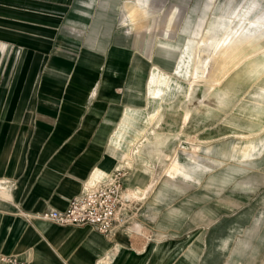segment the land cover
I'll use <instances>...</instances> for the list:
<instances>
[{
  "label": "rangeland",
  "instance_id": "1",
  "mask_svg": "<svg viewBox=\"0 0 264 264\" xmlns=\"http://www.w3.org/2000/svg\"><path fill=\"white\" fill-rule=\"evenodd\" d=\"M114 6L118 23L122 24L116 34L125 36L126 47L131 45L124 52L126 56L132 55V62L113 57L104 61L96 53L105 31L95 27L111 19L105 10ZM97 7L105 10L96 13ZM227 25L245 27L243 34L254 30L263 34L264 0H0V138H6L0 161L2 165L5 162L6 175L15 174L26 155L29 159H35L39 151L47 155L64 138H71L75 147L74 138L110 140L123 109L132 106L125 101V85L137 71L144 78L149 74L148 91L153 74L160 80L159 89L163 82H174L175 89L160 111L175 112L190 84L199 42L209 46ZM158 44L170 45L165 51L169 57L156 54ZM124 70L129 72L125 81L115 77L114 73L122 74ZM245 81L242 86H250ZM122 83L125 89L113 90V86ZM196 89L194 112L188 122L182 121V109L166 120L176 122V126L163 128L178 138L163 148L165 161L161 164L154 160L145 169L136 154L122 159L104 155L102 164L107 162L111 166L115 162L111 172L119 171V212L124 218V223L106 237L128 227L144 236L138 224L141 202L146 197L143 194L156 182L184 183L182 179L171 182L167 176L174 155L177 153L178 160L185 161L189 150L195 152L193 168L197 182L189 183L188 190L169 192L180 211L192 210L183 203L188 198L190 205L194 204L195 214H241L244 230L259 211L264 215V129L255 137L245 138L253 122L236 115L243 104L251 105L252 99L264 96V77L235 97L217 99L215 93L208 96L205 104L223 110L216 112L214 118L205 104L196 103L203 100V84ZM122 91L126 106L120 110L116 103ZM235 123L243 127H236ZM11 138L16 139L4 158ZM239 150L253 157L242 159ZM252 150L255 152L251 153ZM42 161H36L35 168ZM54 163L51 159L46 170ZM145 172L146 179L142 175ZM137 175L138 181L147 182V187L140 192L128 190L124 182L133 181ZM149 193L152 190L146 192ZM15 214L28 215L18 210Z\"/></svg>",
  "mask_w": 264,
  "mask_h": 264
},
{
  "label": "crops",
  "instance_id": "2",
  "mask_svg": "<svg viewBox=\"0 0 264 264\" xmlns=\"http://www.w3.org/2000/svg\"><path fill=\"white\" fill-rule=\"evenodd\" d=\"M124 6L125 4L123 9ZM104 8L97 7L96 13L103 12ZM105 11L112 17L105 24H96V30L105 31L100 46L98 43L96 46L97 56H101L104 61L113 57L120 61L132 62V55L126 56L124 52L127 48L130 50L131 45L126 47L125 36L116 34L117 27L122 24L118 23L115 6L113 9L106 8ZM96 41L99 42L98 37ZM175 55L177 56L178 52ZM162 56L169 57L170 54L164 53ZM114 74L116 78L124 81L129 77L127 70L122 71V74ZM152 76L149 91L148 73L144 78V74L137 71L128 78L125 85V101L132 106L125 107L126 103L122 102L125 92L122 91L116 104L120 110L125 108L110 140L74 138L73 143L77 144L75 147L70 143L71 138H64L47 155L45 151H39L35 159H29L26 155L24 161L16 168L15 174L10 175H6L5 162L2 165L0 161V180H4L0 183V255H13L19 262L26 264H264L262 211L257 213V218L248 221L250 226L244 230L241 214H195L194 204L190 205L188 198L183 203L187 207L190 206L191 211H180L179 206L173 204L170 191L188 190L191 185L189 183L197 182L196 170L193 168L195 152L192 150H189L190 156L185 161H179L176 153L170 163L167 179L171 182L182 179L184 183L156 182L147 189L152 190V193L146 194V191L143 194L146 197L141 202L138 224L144 236L133 233L128 227L106 237L88 227H60L31 217V214L47 210H63L67 202L77 196L83 187L104 180L116 164H102L106 153L116 159L136 154L145 169L148 167L147 163L151 165L150 162L154 160L162 162L163 148L168 145L157 147L156 152L160 150L161 153H155L151 147V152H138L145 141L154 139L152 130L159 133V127L164 130L163 127L169 129L171 125L176 126L175 121H166L169 116L159 126L146 124L153 107L162 110L164 106L159 103L152 104L149 95L155 91L172 94L175 89L173 81L163 82V88L159 89L160 80L155 74ZM125 86L122 83L113 86V90H123ZM137 130L141 133L133 142L130 151L126 152L125 145L132 136L135 137ZM177 133H180V127ZM120 138H124V142ZM15 139L11 138L9 141V149L4 158L8 156ZM139 140L141 141L138 143ZM172 140L177 138H169L167 144ZM5 142L6 138H0V160L3 157ZM239 152L242 153V159L253 157V154L245 156L243 151ZM254 152L255 150L251 151ZM51 159H54L55 163L52 168L46 170L45 166ZM38 160L43 161L40 167L35 168ZM142 175L145 178L146 172ZM138 176L140 175L134 177L136 181L127 179L124 182L128 190L140 192L147 187V182L142 179L138 181ZM16 210L28 215H16Z\"/></svg>",
  "mask_w": 264,
  "mask_h": 264
},
{
  "label": "bare ground",
  "instance_id": "3",
  "mask_svg": "<svg viewBox=\"0 0 264 264\" xmlns=\"http://www.w3.org/2000/svg\"><path fill=\"white\" fill-rule=\"evenodd\" d=\"M251 23L252 22H249L248 24ZM245 29V27L232 28L227 25L223 27V29L218 33L217 36H214L209 46L205 47L202 42H199L197 57L194 63V69L190 75V84L183 93V103L176 107V111L182 109L183 113L181 118L184 123L188 122L189 117L194 112L195 102L193 98L194 96H196V88L199 86L200 83H202L204 87L203 100L198 99L196 100V103H198L197 105L204 106V100L208 98V96H212L214 93L217 99L222 98L223 96L235 97L238 95V93H243V89L250 88L253 83H255V81L264 77V33L260 34V32L254 30V32L252 31L249 34H243V31ZM169 46L170 45L159 46L157 50V55L162 56ZM243 72L244 74L239 80H237V76ZM245 79V83L250 84V86H242V84H244V82L242 81H244ZM168 96L169 94L167 92L155 91L149 95V100L152 102V104L159 103L161 105H164L166 104V102H168ZM252 102L253 104L251 105L243 104L241 106L242 108H240L241 110L236 113L237 116L247 121L253 122V126L248 127L250 133L243 136L245 138L255 137L259 131L264 129V96L258 99H252ZM205 107L208 110L207 112L213 118L215 117L216 112L220 113L223 111L222 109L221 111L220 108L214 109L208 104H205ZM173 113L161 112L158 108L153 107L149 119L146 121V124H153L155 126H159L161 122H163L168 116ZM234 125L236 127H243L242 125L237 123H235ZM160 128L161 127H159V133H156L152 130L154 139L151 140L152 142L147 140L141 146V148L138 147L139 153H142L144 151H150L151 149L155 151V153H161L160 150H157L158 152H156L157 147H165L166 145H169L167 144L169 138H178L172 136L171 133H168L165 130H161ZM118 129L120 128L118 127ZM140 133L141 131L137 130L135 133V137H130L131 140H129L127 142V145H125L126 152L130 151L133 142L136 141ZM122 134L120 135L121 137L123 136ZM123 139L124 138H120L122 142H124ZM112 146H110V148ZM150 147L151 149H149ZM163 160L164 159H162V161ZM122 209L123 207L121 208V210Z\"/></svg>",
  "mask_w": 264,
  "mask_h": 264
},
{
  "label": "built area",
  "instance_id": "4",
  "mask_svg": "<svg viewBox=\"0 0 264 264\" xmlns=\"http://www.w3.org/2000/svg\"><path fill=\"white\" fill-rule=\"evenodd\" d=\"M119 171L110 172L107 177L83 187L79 194L71 198L63 210H47L37 214L38 220L60 227H88L108 236L124 223L119 212L120 183ZM0 264H26L13 255H0Z\"/></svg>",
  "mask_w": 264,
  "mask_h": 264
}]
</instances>
